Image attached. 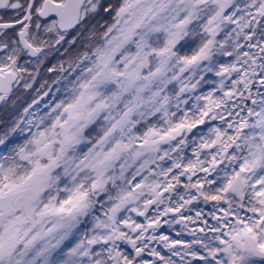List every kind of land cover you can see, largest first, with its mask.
I'll return each instance as SVG.
<instances>
[{"label":"snow or ice","instance_id":"1","mask_svg":"<svg viewBox=\"0 0 264 264\" xmlns=\"http://www.w3.org/2000/svg\"><path fill=\"white\" fill-rule=\"evenodd\" d=\"M0 264H264V0H0Z\"/></svg>","mask_w":264,"mask_h":264}]
</instances>
